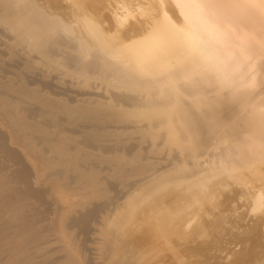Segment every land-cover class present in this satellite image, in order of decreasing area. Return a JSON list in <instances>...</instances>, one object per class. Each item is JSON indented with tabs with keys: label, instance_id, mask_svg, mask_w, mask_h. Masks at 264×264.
Returning <instances> with one entry per match:
<instances>
[{
	"label": "bare ground",
	"instance_id": "6f19581e",
	"mask_svg": "<svg viewBox=\"0 0 264 264\" xmlns=\"http://www.w3.org/2000/svg\"><path fill=\"white\" fill-rule=\"evenodd\" d=\"M262 55L264 0H0V59L23 69V81L0 85L10 127L37 129L22 139L59 179L35 190L39 163L0 135V203L16 205L17 234H49L38 238L47 260L53 233L77 227V253L59 257L67 264H264V89L247 88ZM226 107L240 118L223 120ZM37 117L50 134L26 123ZM67 121L88 123V135L59 127ZM105 172L117 178L106 183L114 197L64 211L59 186L99 190ZM5 188L48 199L41 219L18 213L24 200ZM139 233L151 243L137 247Z\"/></svg>",
	"mask_w": 264,
	"mask_h": 264
},
{
	"label": "rangeland",
	"instance_id": "374dc122",
	"mask_svg": "<svg viewBox=\"0 0 264 264\" xmlns=\"http://www.w3.org/2000/svg\"><path fill=\"white\" fill-rule=\"evenodd\" d=\"M243 36H244V38H247L248 37V35H247V37L243 34ZM5 44H9L8 42H7V40H5ZM4 59V58H3ZM0 59V70L1 69H4V70H8V72H10L11 74L10 75H8V79H6V80H2L1 79V77H0V85H7L8 83H14L15 81H21L22 79H21V77H22V75H21V71L23 70L22 68H20L19 70H17V68H13V63H10V64H8V60H6V59ZM3 60V61H2ZM5 62V63H4ZM6 63H7V65H6ZM10 65V66H9ZM255 68H256V72H255V74H254V76H253V80H252V82L247 86V88H249L248 90H249V93L251 94V95H254V93H256V91H257V93L259 92V91H261L262 90V88L264 89V55H262V56H260L258 59H256V61H255ZM18 71V72H17ZM17 72V73H16ZM20 72V73H19ZM18 74V75H17ZM1 75V74H0ZM15 76V77H14ZM17 76V77H16ZM14 79H13V78ZM23 81V80H22ZM4 82H6V83H4ZM60 83L61 84H63V81H60ZM59 82H57V84H60ZM67 85V84H66ZM4 86V87H5ZM259 88V89H258ZM256 89H258V90H256ZM254 92V93H253ZM9 99V100H8ZM9 103H8V102ZM13 101L12 100H10V98L9 97H7L6 95H0V115L2 114V115H4L3 117H2V115H1V117H0V135L2 134V133H6L7 134V136L9 135V137L11 138V147L12 148H15L16 150H18L20 153H23L24 154V158L31 164V163H34V162H37V163H39V167H38V169H40V172H41V174H40V176H39V181H37V180H34V182H33V184H32V186H33V188L35 189V190H37L38 189V191H41L42 189H43V187H45V186H51V185H57V187H58V182H59V179L58 178H55V177H49L48 178V176H47V174H45L44 172H45V170H44V167L42 166L43 164L40 162V161H38V160H36L35 158H36V156L33 154V153H31V151L29 150V147L25 144V142L26 141H24L23 139H22V136L26 133V132H31V134H34V135H37L38 133V131H37V129H35L34 131H27V130H23L22 129V126H20V125H18V124H15V127H13V126H11L10 127V121L12 122V121H14V119H13V117H12V115H11V113H10V110H9V106L11 105L10 103H12ZM5 105V106H4ZM4 106V107H3ZM36 106H38V105H36ZM5 108V109H4ZM232 109H234V108H232ZM231 109V112H234V110H232ZM6 110V111H5ZM225 111H224V113H223V115L222 116H224L223 117V120H224V118H225V120H226V117L229 119V120H237L238 118H240V114H237L236 113V111L234 112L235 113V117H233V118H231L230 119V116L232 115L229 111H230V108H228V107H226L225 109H224ZM3 111H4V114H3ZM9 113V114H8ZM44 112L43 111H40V113H39V117H41V119H44V120H47L46 119V117L48 118V116H49V118H48V121L50 120L51 122H56L57 120H58V117H64V115H62L61 113H59V114H57V115H46V113L45 114H43ZM231 115H230V114ZM227 114H229L228 116H227ZM59 115V116H58ZM51 116V117H50ZM56 116H58V117H56ZM7 117V118H6ZM21 117V116H20ZM39 117H37V119L35 120V121H31V122H29L30 120H26V123H32V125H34V126H36V124L38 125V126H36L37 128H39L40 130H43V131H45L46 132V134H50L51 133V131H53L52 129H48V128H46L45 127V125L44 124H40L39 122V120H41ZM56 117V118H55ZM88 117V116H87ZM232 117V116H231ZM11 118V119H10ZM86 118V117H85ZM10 119V120H9ZM39 119V120H38ZM17 120V119H16ZM38 123H37V122ZM228 121V120H227ZM9 122V123H8ZM8 123V124H7ZM62 123V124H61ZM60 123V128H65V129H70V130H74L75 129V131H78V134H77V136H75L77 139H80V138H78V137H81V136H86V135H88V133L89 132H87L88 130H86L85 129V127H84V125L85 126H87V125H89L88 123H86V122H84V121H78L77 123H81V124H77L76 122H72V123H70V122H61ZM3 125V126H2ZM18 125V126H17ZM66 125V126H65ZM72 125V126H71ZM77 125V126H76ZM71 126V127H70ZM4 127V128H3ZM78 127V128H77ZM19 128V130H20V135L16 132L15 133V131L17 130ZM46 128V129H45ZM48 129V130H47ZM77 129V130H76ZM2 131V132H1ZM84 131V132H83ZM10 133V134H9ZM80 134V136H78ZM30 138V137H29ZM29 138H27V139H29ZM23 140V141H22ZM35 141V140H34ZM34 141H31V144L32 145H30V147H37V145H36V142H34ZM207 141H210V140H207ZM34 142V143H33ZM27 146V147H26ZM73 146L74 147H76V148H78L79 146L77 145V144H73ZM79 149H82V148H80L79 147ZM174 153H171V155L169 156V159H172L174 156ZM102 157H98V160L97 159H95V162L96 163H100L101 162V164L103 163V164H105V161H104V159H103V155H101ZM79 159V163H81L82 165H84L85 163H86V160H84V158L83 157H78ZM180 159V157L178 156V158H177V160H175V161H178ZM97 161H99V162H97ZM204 161V160H203ZM42 164V165H41ZM43 173V174H42ZM101 174V175H100ZM42 176V177H41ZM46 177V178H45ZM102 177H104L103 179H101ZM99 178L101 179V183H100V186H99V190H101V191H99L98 189H84V188H80V189H75L74 187L75 186H72V187H68V188H63L62 186H59V188H57V189H60L59 191H61L62 192V194L61 195H63V197L66 199V203H64V205H65V207H64V211L65 212H68L69 210H71L72 208H75L76 207V209H80V207H78V206H81V204H83L84 202H91V203H97V199L98 198H100V199H108V198H112V197H114L113 195H115V190L117 189V188H114V189H112V188H108L107 187V185H106V183L109 181L110 183H115L116 184V180H117V178H116V176H114L113 174H111V173H109V172H105L104 174L103 173H99ZM107 178V179H106ZM42 179H43V181L45 182V185L42 183ZM112 179V180H111ZM116 179V180H115ZM105 180H107V181H105ZM114 180V181H113ZM128 182H130V181H128ZM103 184V185H102ZM120 187H118V190L119 189H121V188H123V187H121V185H119ZM123 186H125V183H123ZM108 189H107V188ZM37 188V189H36ZM106 188V189H105ZM125 191L126 190H128L126 187L125 188H123ZM122 190V189H121ZM5 191H7V195H12V196H14V198L16 199V200H18V201H22V200H24V202L26 203H24L23 204V206H20V208L18 209V213H20V214H23V213H25V211L26 212H28V214L29 215H32V216H34V217H36L35 219H41V217H42V213L43 212H45V208H48V205H47V203H48V199H46L45 197H44V200L42 199V201H38V200H35V199H31V198H29V197H27V196H24V195H21V194H18V193H14V191H12L11 189H9V188H5ZM10 191V192H9ZM107 191V192H106ZM114 193H113V192ZM109 193H111V195L109 194ZM19 196V197H18ZM106 197V198H105ZM19 198H21V199H19ZM48 198V197H47ZM95 198H96V200H95ZM94 199V200H93ZM26 200V201H25ZM47 200V201H46ZM35 201L37 202V203H35ZM91 203H89L88 205L86 204L85 205V207L87 206V207H90L91 206ZM32 205V206H30V205ZM46 204V205H45ZM43 205V206H42ZM67 206V207H66ZM14 207H16V205L14 206V205H12V207H8L7 205H3L2 203H0V222H1V224H3V225H1L0 224V228H2V229H0V234L2 235V237L3 238H1L0 237V254H1V259H0V264H17L19 261H20V263L21 264H42L43 262H44V260H45V262H50V261H53V259H59V257L60 258H62L61 256H65L66 254H70V253H72L71 255L72 256H74V254L75 253H77V250H78V247H76L75 248V245L77 246V244H75V243H78L77 242V240H76V238H83V235H81L80 234V230H78V228L77 227H74V228H72V230H70V232L68 231L69 229H67L66 227H64V228H62V230L60 231H56V234H55V232L53 233V235L52 236H56L57 238H58V240H53V241H51V244L49 245V247L50 248H47V250L48 249H54L53 251V254L51 253L50 254V258H47V260L46 259H44V257H42V248L41 247H39V244L42 242V240L40 241V239H42V237L43 238H46L49 234H47L46 232H44V233H42V234H39L37 237H31V235H30V233H21L20 235H21V237H20V235L19 234H17V233H19L18 232V230H20L21 228H22V226L24 227V224H23V221H22V223L20 222V221H17L16 219H13L12 218V215L14 216L15 215V212H13L12 214L11 213H9V210L10 209H8V208H11V210H12V208H14ZM86 207V208H87ZM31 208V209H30ZM36 208V209H35ZM42 208H43V210H42ZM1 209H2V211H1ZM5 211H4V210ZM37 209H38V211H37ZM45 209V210H44ZM7 210V211H6ZM40 210V211H39ZM43 211V212H42ZM34 213H36V214H34ZM8 214V215H7ZM7 216V217H6ZM40 216V217H39ZM5 218V219H4ZM6 218H8V219H6ZM12 218V219H11ZM4 220V221H3ZM11 220H13V222L11 221ZM15 220H16V222H15ZM7 221V222H6ZM6 222V223H5ZM12 223V224H11ZM23 224V225H22ZM44 226V223H38L37 224V226L39 227V229L40 230H38V227L37 226H35L36 227V229H37V231H39V232H41L42 231V229L40 228V227H43L42 225ZM11 226L12 228H10V229H8L7 230V228L8 227H5V226ZM14 225V226H13ZM17 225V226H16ZM21 225V226H20ZM14 227V228H13ZM17 227V228H16ZM16 229V230H15ZM3 230V231H2ZM7 230V231H6ZM78 230V231H77ZM11 231H12V233H11ZM17 231V232H16ZM64 231H66L65 233H64ZM67 231H68V233H67ZM72 231V232H71ZM11 233V235L10 236H4V234H7V233ZM14 232H16V233H14ZM76 232V233H75ZM102 232V231H101ZM101 232H97L96 233V235L94 236L95 238H104V236L102 235V233ZM70 233V234H69ZM44 234V235H43ZM67 234V235H66ZM69 234V235H68ZM100 234V235H99ZM128 234V233H127ZM19 235V236H18ZM24 235V236H23ZM74 235V236H73ZM77 235V236H76ZM82 237H81V236ZM100 237H99V236ZM23 236V237H22ZM29 236L31 237V238H37V240H35V239H31V240H27V239H29ZM41 236V237H40ZM51 236V237H52ZM71 236H72V239H71ZM4 237H6V238H4ZM40 237V239H39V241H38V238ZM50 237V238H51ZM56 237H52V238H56ZM68 237V238H67ZM128 237H130L129 235H127L126 236V238H128ZM12 238V239H11ZM51 238V239H52ZM66 240H65V239ZM137 241H135V244H136V246L137 247H143V246H145V245H149L150 243H151V241H152V237H150V235H148V234H145V233H143V234H138V235H136L135 237H134ZM253 238V241H252V245L253 246H262V244L261 243H263V240H262V237L259 235L258 237H252ZM4 240V241H3ZM16 240V241H15ZM27 240V241H26ZM35 240V241H34ZM61 242H60V241ZM75 240V241H74ZM15 241V242H14ZM27 243H26V242ZM60 243H59V242ZM78 241H80V240H78ZM11 242V243H10ZM72 242V243H71ZM10 243V244H9ZM53 243V244H52ZM69 243V244H68ZM255 243V244H254ZM20 244V245H19ZM25 244H27V245H29V251H25L24 252V250H20L19 249V247L21 246V245H25ZM66 245V246H65ZM4 246H6V247H4ZM9 246V247H8ZM31 246V247H30ZM38 248H37V247ZM57 246V247H56ZM8 247V248H7ZM15 247V248H14ZM16 247H18V249L16 248ZM34 247V249L36 250H34V249H31V248H33ZM2 248V249H1ZM6 250H5V249ZM10 248V249H9ZM14 248V249H13ZM27 248V249H28ZM58 248H60V249H58ZM67 248V249H66ZM76 249V251H74L75 249ZM12 249V250H11ZM63 249H65V250H63ZM69 249V250H68ZM258 249V248H257ZM5 250V251H4ZM8 250V251H7ZM17 250V251H16ZM56 250V251H55ZM11 253H10V252ZM15 251V252H14ZM23 251V252H22ZM5 252H7V253H5ZM69 252V253H68ZM14 253V254H13ZM57 253V254H56ZM4 254H5V256H4ZM9 254H11V256H9ZM13 254V255H12ZM16 254V255H15ZM35 254V255H34ZM18 255V256H17ZM52 255V256H51ZM9 258H8V257ZM15 256V257H14ZM32 256H34V257H32ZM38 256V257H37ZM24 257H27V258H24ZM2 258L4 259V260H2ZM7 258H8V260H7ZM31 259V260H30ZM50 260V261H49ZM22 261H25V262H23L22 263ZM29 261H31V262H29ZM59 261L60 262H62L63 261V259H59ZM41 262V263H40ZM19 264V263H18ZM59 264V263H58ZM61 264H67L66 262H62ZM159 264H164V262H162V263H159ZM166 264V263H165ZM171 264V263H170Z\"/></svg>",
	"mask_w": 264,
	"mask_h": 264
}]
</instances>
